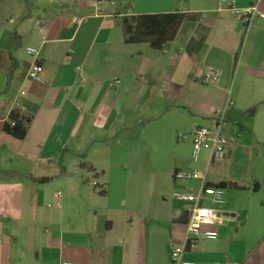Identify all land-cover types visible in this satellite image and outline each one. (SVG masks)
Here are the masks:
<instances>
[{"label": "crops", "instance_id": "crops-1", "mask_svg": "<svg viewBox=\"0 0 264 264\" xmlns=\"http://www.w3.org/2000/svg\"><path fill=\"white\" fill-rule=\"evenodd\" d=\"M229 1L240 8L259 6L264 14V0ZM219 3L0 0V223L12 238L0 264H171V249L185 242L189 215L174 194L220 183L227 185L224 211L230 215L216 227L217 240L202 241L185 259L264 264V175L257 167L245 180L235 174L228 180L209 177L221 160H207L200 170L187 167L186 172L206 168V179H174L171 199L153 178L143 182L141 197L135 196L127 176L115 173L123 163L113 141L130 130L134 110L161 99L172 112L180 107L174 103L180 84L200 83L198 76L209 67L221 77L213 83L215 103L204 122L214 128V111L232 100L224 135L234 138L231 121L240 111L250 121L237 140L249 135L264 142V18L246 31L233 12L219 10ZM176 13L195 21L185 22L164 50L126 43L123 17ZM29 47L39 48L40 57L29 56ZM35 62L45 68V84L27 78ZM17 98L22 115L31 120L25 140L4 132ZM258 105L255 116L244 115ZM231 144L228 168L248 149L246 143ZM7 152L25 167L5 169ZM2 173L13 175L4 180ZM51 182L65 188L60 208L56 193L46 203L44 188Z\"/></svg>", "mask_w": 264, "mask_h": 264}, {"label": "rangeland", "instance_id": "rangeland-1", "mask_svg": "<svg viewBox=\"0 0 264 264\" xmlns=\"http://www.w3.org/2000/svg\"><path fill=\"white\" fill-rule=\"evenodd\" d=\"M120 3L124 4L122 1ZM177 92L178 98L174 103H179L180 107H175L172 112L168 111L165 108V103L161 99H157L147 108L134 110L130 130L125 135L117 136L113 141L115 154L120 158V163H123L119 167L116 166L118 168L115 173L127 176V179L132 183V191L136 193L135 196L141 197L143 182L153 178L155 182H160L166 198L171 199L176 192L174 189L176 169L186 172L187 167L200 170L201 167L207 165L206 162L209 160V152L207 151L203 152L198 164L192 162L193 143L191 138L186 139V137L190 135V131L195 126H212L204 122V116L215 103L214 94L216 90H214V84L184 83L180 84ZM241 116V112L236 111L234 119L231 121L234 138L227 137L234 144L246 143L248 149L245 151L243 148L242 153L238 155L230 168H228V161H218L208 171L207 175L212 179L228 180L231 179L232 174H235L245 180L254 174L251 167H257L264 175V142L250 139L249 135H246L242 140L243 142L237 140L238 135L242 134L243 130L246 129L247 122L250 121ZM242 118L246 120L242 121ZM8 153L10 152L6 153L1 164L5 169L14 170L25 167L20 161L12 162ZM188 173H200L202 175L207 172L206 168H202V172ZM1 175L5 177L4 180L8 179V174L2 173ZM7 182L9 181L7 180ZM110 183L113 192L114 182L112 179ZM106 188L109 189V183ZM44 191L47 194L46 201L48 200V202L46 203H52V195L58 192L64 194L65 188L61 187L59 183L51 182L48 187L44 188ZM2 224L0 223V236L2 237L0 254L6 253L12 242V238L7 235Z\"/></svg>", "mask_w": 264, "mask_h": 264}, {"label": "built area", "instance_id": "built-area-1", "mask_svg": "<svg viewBox=\"0 0 264 264\" xmlns=\"http://www.w3.org/2000/svg\"><path fill=\"white\" fill-rule=\"evenodd\" d=\"M100 1V0H98ZM219 10H228L233 12L242 20L246 31L250 29L253 23L258 18H264L259 6H250L240 8L235 2L229 0H220ZM27 54L33 58H38L41 55L39 48H27ZM81 80H85V74L82 68H78ZM45 68L38 62H35L30 67L27 78L38 84H45L46 80L43 77ZM221 77L220 71L215 67H209L198 76V81L202 84L209 85L216 83ZM120 83V80L115 82V86ZM27 93L21 92L22 96ZM235 106L234 101L229 100L224 109L214 111L216 126L212 129L205 126L195 127L191 134L186 139H192V162L198 164L204 151L209 152V161L212 163L217 160H225L231 149L232 144L223 133V125L225 124L228 112ZM11 115L13 113L22 115L23 107L20 104L19 98L10 103ZM14 124V123H13ZM175 179L182 180H205L206 175L199 173H188L177 171ZM95 187H100L98 182H94ZM174 198L183 202L189 209V221L186 224V237L182 245L174 246L170 252L171 264H197L196 262L185 259L188 252L195 251L202 241H213L219 238V232L216 227L221 226L228 218L225 215L224 208L226 206V190L221 187L207 186L203 184L201 188L191 192H177ZM57 207L62 206L61 193L55 194ZM0 243L2 237L0 236ZM61 264H72L64 261Z\"/></svg>", "mask_w": 264, "mask_h": 264}, {"label": "trees", "instance_id": "trees-1", "mask_svg": "<svg viewBox=\"0 0 264 264\" xmlns=\"http://www.w3.org/2000/svg\"><path fill=\"white\" fill-rule=\"evenodd\" d=\"M193 19V16L183 13L126 16L122 18L125 41L127 44L148 43L152 49L161 51L176 39L182 25L185 22L195 21ZM259 107V105L253 107L244 115L248 117L255 116ZM30 123L31 120L29 118L13 113L10 116V122L4 125V132L18 140H25ZM7 174L8 176L12 175L10 173ZM46 181H49V179ZM207 186L209 187V185ZM213 186L225 189L227 185L220 183ZM186 215L182 218L184 222L186 221Z\"/></svg>", "mask_w": 264, "mask_h": 264}, {"label": "water", "instance_id": "water-1", "mask_svg": "<svg viewBox=\"0 0 264 264\" xmlns=\"http://www.w3.org/2000/svg\"><path fill=\"white\" fill-rule=\"evenodd\" d=\"M225 215H227V216H228V215H230V214H225Z\"/></svg>", "mask_w": 264, "mask_h": 264}]
</instances>
